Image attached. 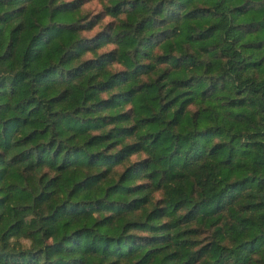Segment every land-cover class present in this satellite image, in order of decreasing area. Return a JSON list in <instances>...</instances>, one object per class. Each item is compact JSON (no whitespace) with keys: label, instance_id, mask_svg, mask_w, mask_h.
Listing matches in <instances>:
<instances>
[{"label":"trees","instance_id":"1","mask_svg":"<svg viewBox=\"0 0 264 264\" xmlns=\"http://www.w3.org/2000/svg\"><path fill=\"white\" fill-rule=\"evenodd\" d=\"M85 1L0 0V264H264V0Z\"/></svg>","mask_w":264,"mask_h":264},{"label":"rangeland","instance_id":"2","mask_svg":"<svg viewBox=\"0 0 264 264\" xmlns=\"http://www.w3.org/2000/svg\"><path fill=\"white\" fill-rule=\"evenodd\" d=\"M84 4H85V7L83 8L88 10L90 15L95 14V13H101V16L97 15L98 18H101V19L94 25V27L90 30L89 33L96 32L97 30L103 28L107 23L111 21L112 22L117 21V17H113V15L105 11V5H106L105 0H87L85 1ZM119 16L121 17V15Z\"/></svg>","mask_w":264,"mask_h":264},{"label":"clouds","instance_id":"3","mask_svg":"<svg viewBox=\"0 0 264 264\" xmlns=\"http://www.w3.org/2000/svg\"><path fill=\"white\" fill-rule=\"evenodd\" d=\"M105 22H107V21H105ZM23 245H24V247L25 248H27V247H29L30 246V244H31V241H29V240H23Z\"/></svg>","mask_w":264,"mask_h":264}]
</instances>
